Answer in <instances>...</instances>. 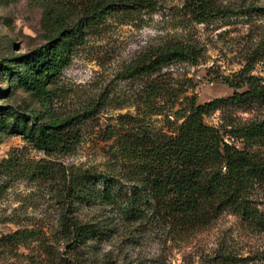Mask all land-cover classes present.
Instances as JSON below:
<instances>
[{
  "label": "rangeland",
  "instance_id": "374dc122",
  "mask_svg": "<svg viewBox=\"0 0 264 264\" xmlns=\"http://www.w3.org/2000/svg\"><path fill=\"white\" fill-rule=\"evenodd\" d=\"M94 1L0 0V264H56L57 255L65 264H202L226 235L236 236L245 252L259 244L234 216L174 241L149 224L150 214L131 221L103 202L76 203L73 210L83 222L104 227L108 238L79 253L56 242L67 212L59 202L65 173L79 169L115 177L129 193L137 185L114 154L118 136L110 137L123 127L124 116L147 112L149 126L167 131L186 97L204 104L245 91L246 85L233 83L247 67L264 82V0H217L230 16L205 22L189 11L187 0H159L153 10L83 25ZM75 24H82L80 37L68 31ZM56 38L73 43L60 70L47 83H25L37 76V50ZM175 41L194 46L196 63L129 76L132 65ZM154 86L162 89L157 96H151ZM254 116L264 117V107H229L205 120L219 126ZM65 121L80 137L70 152H45L25 134L34 122Z\"/></svg>",
  "mask_w": 264,
  "mask_h": 264
},
{
  "label": "trees",
  "instance_id": "16d2710c",
  "mask_svg": "<svg viewBox=\"0 0 264 264\" xmlns=\"http://www.w3.org/2000/svg\"><path fill=\"white\" fill-rule=\"evenodd\" d=\"M158 1L95 0L88 7L83 25L97 24L112 14L153 10ZM186 3L199 22L230 16L227 10L217 7V0ZM81 26L75 24L68 31L80 37ZM72 44L56 38L39 48L32 66L37 76L25 78V83L32 86L47 83L68 58ZM197 59L192 44L170 42L156 47L132 65L129 76L155 75L173 63H196ZM249 69L239 74L241 83H233L246 85L245 91H235L227 98L204 104H199L196 97H186L185 106L176 113L175 120H169L167 131L149 126L147 112L141 117L124 116L123 127L115 128L110 137L118 136L114 154L124 162L137 185L129 193L115 177L79 169L65 173L66 187L61 188L59 202L67 212L60 220L56 242L65 243L71 251L79 253L88 243L108 238L104 227L83 222L73 210L76 203L103 202L117 206L131 221L150 214L149 224L160 227L174 241L192 237L218 225L224 217L234 216L246 232L261 242L245 252L236 236L226 235L202 264H264V117L228 120L219 126L209 125L205 120L229 107L245 111L264 107V82L249 75ZM160 90L154 86L151 96H157ZM26 130L29 141L48 153L70 152L80 138L77 128H69L67 121L34 122ZM54 260L56 264H65L62 255Z\"/></svg>",
  "mask_w": 264,
  "mask_h": 264
}]
</instances>
